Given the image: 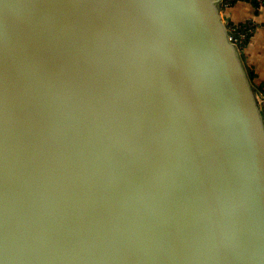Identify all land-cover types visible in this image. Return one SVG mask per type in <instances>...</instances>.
Segmentation results:
<instances>
[{
	"label": "water",
	"instance_id": "water-1",
	"mask_svg": "<svg viewBox=\"0 0 264 264\" xmlns=\"http://www.w3.org/2000/svg\"><path fill=\"white\" fill-rule=\"evenodd\" d=\"M222 0H0V264H264V114Z\"/></svg>",
	"mask_w": 264,
	"mask_h": 264
},
{
	"label": "crops",
	"instance_id": "crops-1",
	"mask_svg": "<svg viewBox=\"0 0 264 264\" xmlns=\"http://www.w3.org/2000/svg\"><path fill=\"white\" fill-rule=\"evenodd\" d=\"M230 22L243 24L250 22L254 30L243 55L248 70L253 75V82L261 95V107L264 114V7L257 8L252 2L241 1L234 4L229 10ZM262 86V89L259 88Z\"/></svg>",
	"mask_w": 264,
	"mask_h": 264
},
{
	"label": "built area",
	"instance_id": "built-area-1",
	"mask_svg": "<svg viewBox=\"0 0 264 264\" xmlns=\"http://www.w3.org/2000/svg\"><path fill=\"white\" fill-rule=\"evenodd\" d=\"M239 1L253 2L258 9L264 7V0H222L221 9L224 12H228L234 4ZM228 29L231 40L240 48V50H243L242 48L244 47L247 38L252 34L254 26L250 22H245L242 26L238 24H228Z\"/></svg>",
	"mask_w": 264,
	"mask_h": 264
},
{
	"label": "trees",
	"instance_id": "trees-1",
	"mask_svg": "<svg viewBox=\"0 0 264 264\" xmlns=\"http://www.w3.org/2000/svg\"><path fill=\"white\" fill-rule=\"evenodd\" d=\"M253 3V2H252ZM254 5H255V3H253ZM229 25L230 24H232L233 25V23L232 22H230L229 21V23H228ZM244 24V23H243ZM243 24H238V25H240V26H242ZM234 25H236V24H234ZM249 39H250V36L247 38V40H246V42H245V45H244V47H246V45L248 44V41H249ZM244 47L242 48L243 50H244ZM242 50V51H243ZM252 75V74H251ZM252 80H253V75H252ZM259 88H261L262 89V86L261 87H259Z\"/></svg>",
	"mask_w": 264,
	"mask_h": 264
},
{
	"label": "rangeland",
	"instance_id": "rangeland-1",
	"mask_svg": "<svg viewBox=\"0 0 264 264\" xmlns=\"http://www.w3.org/2000/svg\"><path fill=\"white\" fill-rule=\"evenodd\" d=\"M239 2H241V1H239ZM236 3H237V2H236ZM258 95H259V99H260V103H261L262 97H261L260 94H258Z\"/></svg>",
	"mask_w": 264,
	"mask_h": 264
}]
</instances>
